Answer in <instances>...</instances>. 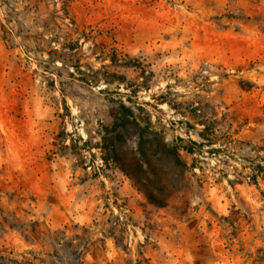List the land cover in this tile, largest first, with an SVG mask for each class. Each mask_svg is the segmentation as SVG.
<instances>
[{
  "label": "rangeland",
  "instance_id": "rangeland-1",
  "mask_svg": "<svg viewBox=\"0 0 264 264\" xmlns=\"http://www.w3.org/2000/svg\"><path fill=\"white\" fill-rule=\"evenodd\" d=\"M0 42V264H264V0H0Z\"/></svg>",
  "mask_w": 264,
  "mask_h": 264
},
{
  "label": "trees",
  "instance_id": "trees-1",
  "mask_svg": "<svg viewBox=\"0 0 264 264\" xmlns=\"http://www.w3.org/2000/svg\"><path fill=\"white\" fill-rule=\"evenodd\" d=\"M79 80L81 81H86L84 78H79ZM119 107H121V109H124V112H121V114H119V116H117L118 118H115V119H120L122 123H125L128 121L129 117H131L133 115V111L131 109L130 106H126L122 101L120 102L119 104ZM193 111L195 113H199L200 112V109L195 107L193 109ZM207 123V120H204V118L201 116V118H199L197 120V124L199 125H202V129L199 131V136L203 139H206L207 142H211V138H208V137H212V135H215V132L217 131L216 130V127L217 126H213V125H209L206 124ZM192 144L196 145L198 148H201L205 142H196V141H191ZM184 150H186L187 152L189 153H194L195 150L190 147V146H184L183 148ZM215 151H218V149H215ZM256 168L255 171L258 169H260L261 166L257 165L255 166Z\"/></svg>",
  "mask_w": 264,
  "mask_h": 264
},
{
  "label": "crops",
  "instance_id": "crops-1",
  "mask_svg": "<svg viewBox=\"0 0 264 264\" xmlns=\"http://www.w3.org/2000/svg\"><path fill=\"white\" fill-rule=\"evenodd\" d=\"M0 48H1V42H0Z\"/></svg>",
  "mask_w": 264,
  "mask_h": 264
}]
</instances>
